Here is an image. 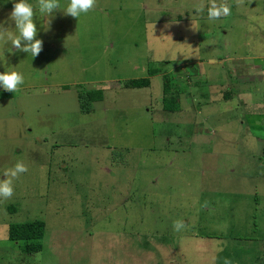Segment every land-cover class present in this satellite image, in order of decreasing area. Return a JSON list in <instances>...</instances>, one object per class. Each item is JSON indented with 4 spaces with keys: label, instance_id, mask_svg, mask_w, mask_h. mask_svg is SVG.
Returning <instances> with one entry per match:
<instances>
[{
    "label": "rangeland",
    "instance_id": "1",
    "mask_svg": "<svg viewBox=\"0 0 264 264\" xmlns=\"http://www.w3.org/2000/svg\"><path fill=\"white\" fill-rule=\"evenodd\" d=\"M14 2L0 0L13 33ZM27 2L43 50L0 40V73L24 77L0 88V180L28 168L0 199V264H223L215 243L242 252L264 236V0H227L231 15L211 21L210 0H97L78 19L68 0L51 17ZM135 79L149 86H122ZM166 80L182 92L175 113ZM93 88L102 100L84 111ZM33 220L42 250L25 254L6 226Z\"/></svg>",
    "mask_w": 264,
    "mask_h": 264
},
{
    "label": "clouds",
    "instance_id": "2",
    "mask_svg": "<svg viewBox=\"0 0 264 264\" xmlns=\"http://www.w3.org/2000/svg\"><path fill=\"white\" fill-rule=\"evenodd\" d=\"M243 0H237V3H242ZM39 11L51 17L54 11L61 8L59 0H38ZM97 6V0H68L64 8V14L73 18H79L82 14H87L94 10ZM205 10L203 3L196 6L195 11L202 13ZM208 19L216 20L221 17L231 15V5L227 0H210V6L207 8ZM35 10L33 5L27 0H19L12 5V11L9 14V19L14 22L15 33L5 28L0 24V40H5L7 43L11 41V45L24 53H30L32 58L36 57L43 50V41L37 38V25L34 22ZM50 19L48 24H50ZM18 33V34H17ZM191 47L190 45H188ZM4 55V52L2 53ZM5 59V58H4ZM24 83V77L17 71H4L0 73V88L6 92H17L20 86ZM28 171L27 166L23 161H17L15 165L7 169L3 176L5 179L0 180V199L8 200L14 194L13 181L23 173ZM187 227L184 220L177 219L173 221V230L180 232ZM223 246H217L216 251L222 252ZM215 260V257L213 258ZM223 264H233L229 257H224Z\"/></svg>",
    "mask_w": 264,
    "mask_h": 264
},
{
    "label": "trees",
    "instance_id": "3",
    "mask_svg": "<svg viewBox=\"0 0 264 264\" xmlns=\"http://www.w3.org/2000/svg\"><path fill=\"white\" fill-rule=\"evenodd\" d=\"M61 1H64V0H61ZM5 4H7L8 6V2H5L3 5ZM154 72L155 71H152V74ZM122 86L126 88H142V87L145 88L149 86V80L148 79H135V80H129L128 82L123 81ZM170 86H171L170 81L166 80L163 86L162 101L164 105L162 106V108L165 112L175 113L181 109L180 102H179L180 100L179 96L182 92L177 89L175 91V87L173 86L172 88H170ZM185 95L187 96L188 94H185ZM188 97H191V96L189 95ZM230 97H231V94H228V92L225 93L223 97V101L229 100ZM79 100L81 104H87L86 107L82 109H84L85 111L87 108V111L90 112L92 111L91 109H92L93 102L102 100V91L101 89L93 88L89 90L88 92H86V96L84 95V97H82L81 95H79ZM207 114L208 113H206V115ZM263 120H264V117L262 121ZM262 126H264L263 122H262ZM262 129L264 130V127H262ZM9 209L12 211V213H14V209H15L14 207H9ZM45 229H46L45 223L39 220H33V221L17 223V224H8L6 226V237L11 242H18L21 252L25 254H34L42 250V242L40 241L43 239L45 235ZM200 233L201 232L197 234V237L199 238H208V240L215 239L213 236H208L207 234L201 235ZM216 239H219V238L216 237ZM248 240H250L249 241L251 243L250 245H252L253 247L255 246V252L253 255H252L253 248L250 247V245L242 246V248L239 247L240 249H243V251L238 252V251H235V249L237 248L236 245H238L237 243L236 245L234 243L232 245L225 243V245H221L224 248L222 252L216 251V255L218 256V259H219V254H220V255H223L229 258H231V256H234L238 259H241L242 260L241 264H264V236L260 238L251 236L249 237ZM220 243H221L220 241L215 243V249H217V246H220ZM242 257L250 258L249 263L243 260Z\"/></svg>",
    "mask_w": 264,
    "mask_h": 264
},
{
    "label": "crops",
    "instance_id": "4",
    "mask_svg": "<svg viewBox=\"0 0 264 264\" xmlns=\"http://www.w3.org/2000/svg\"><path fill=\"white\" fill-rule=\"evenodd\" d=\"M181 95V94H180ZM180 97V96H179Z\"/></svg>",
    "mask_w": 264,
    "mask_h": 264
}]
</instances>
